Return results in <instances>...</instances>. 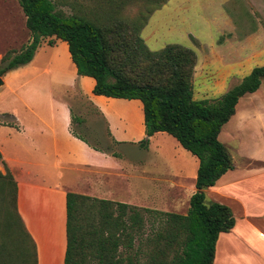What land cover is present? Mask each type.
Here are the masks:
<instances>
[{"label": "trees", "instance_id": "1", "mask_svg": "<svg viewBox=\"0 0 264 264\" xmlns=\"http://www.w3.org/2000/svg\"><path fill=\"white\" fill-rule=\"evenodd\" d=\"M105 1L103 11L81 9L66 15L53 0H19L33 40L21 51L10 49L3 55L0 75L29 64L41 38L49 37V45L66 41L77 73L96 80L94 94L141 100L146 135L139 141L142 148L164 132L198 157L196 190L186 214L68 191L64 264H214L219 235L236 222L230 206L206 195V189L234 168L219 135L240 98L260 88L264 65L254 67L219 98L197 100L192 81L195 50L180 43L151 50L141 35L152 14L169 0ZM140 2L135 18L122 15L127 4ZM75 122L83 120L72 111ZM0 124L19 128L9 112L1 115ZM0 161L4 163L1 150ZM5 168L6 173L0 170V264H38L35 240L18 209V183ZM148 215L158 218L151 234Z\"/></svg>", "mask_w": 264, "mask_h": 264}, {"label": "rangeland", "instance_id": "2", "mask_svg": "<svg viewBox=\"0 0 264 264\" xmlns=\"http://www.w3.org/2000/svg\"><path fill=\"white\" fill-rule=\"evenodd\" d=\"M53 1L66 15L81 9L92 11L98 8L103 11L108 7L105 0ZM141 6V2L127 4L121 11L122 15L135 18ZM141 35L151 50H159L170 43L194 49L198 56L192 78L194 97L197 100H214L239 83L254 67L264 65V0H169L152 14ZM32 40L19 0H0V60L10 49L21 51ZM49 41V37L41 38L33 62L20 67V74L9 78V86L0 87V117L12 112L26 129V134H23L0 124V147L9 156H20V141H69L64 124L69 110L73 111L83 120L81 124L71 122L75 132L86 136L100 148L116 152L117 156L104 157L99 161L100 167H105L99 174L88 166H78V170L67 171V175L64 173V184L69 191L81 192L84 179L97 175L95 181L99 184L92 182V189L84 194L130 203L136 195L131 193L133 188L128 191L125 173L153 174L159 178L155 182L165 184L158 193H155L157 188H152L153 200L162 202L164 208H150L186 214L190 202H186L185 194L177 204L176 191L167 185L171 184L170 181L176 182L177 164L186 165L181 178L190 183L194 169L192 163L197 156L164 132L151 137L148 149H143L139 144L146 136L139 133L144 119L141 100L132 99L129 106L126 103L92 102L88 96L93 97L94 78L76 72L66 41L54 40V45H49ZM212 64L221 69L220 75L211 71ZM232 72L234 74L229 77ZM222 78L227 81H222ZM94 103L99 108L107 104L114 109H125L129 114L123 115L124 118L115 115L110 127ZM121 130H129L130 136L122 140L131 142L114 140L110 131L119 134ZM133 130L138 131L133 133ZM69 131L76 136L72 129ZM53 135H56V140ZM73 158L75 162L93 159L78 146ZM0 170L6 173L2 165ZM138 188L137 197L141 186ZM133 205L146 207L144 203ZM147 219L148 233L151 234V225L158 218L148 215Z\"/></svg>", "mask_w": 264, "mask_h": 264}, {"label": "crops", "instance_id": "3", "mask_svg": "<svg viewBox=\"0 0 264 264\" xmlns=\"http://www.w3.org/2000/svg\"><path fill=\"white\" fill-rule=\"evenodd\" d=\"M211 71L220 75L221 69H217L216 64H212ZM18 74H20V68L7 73L5 77L3 75V86H9V78L13 79ZM232 74L234 72L230 73L229 77ZM222 81L226 82L227 79L222 78ZM95 83L96 80L93 84ZM91 94L93 97H88L92 102L95 100L100 104L101 101H105L109 105L126 103V106H129L130 99L96 95L93 92ZM109 105H101V108L96 104L94 106L111 127L114 121L112 118L115 115H121L119 117L124 118L123 115H128L129 112L125 109L108 107ZM31 110L37 114L35 110ZM9 113L15 116L19 128L2 126L14 128L26 134V129L20 125L17 116L12 112ZM71 120L72 111L69 110L64 124L69 141H20V156H9L0 147L4 163L18 183V209L35 240L38 264H64L65 261L66 195L69 188L64 184L66 180L64 173L67 175V171L78 170V166H88L87 168L92 172L99 174L105 167H100L98 162L104 157L114 156L112 152H106L104 148L92 144L101 150L95 149L88 142L74 136L71 131L68 132L72 129ZM136 131L138 130H133V133ZM139 133L141 136L145 135L144 119H142ZM110 134L118 143L120 140L131 142V140H122L130 136L129 130L128 132L121 130L119 134L110 131ZM53 136L56 140V135ZM83 137L90 141L86 136ZM219 138L229 148L234 168L222 175L214 186L206 189V195L211 201L230 206L236 222L231 231L222 232L219 235L214 264H264V78L257 91L240 98L235 114L223 126ZM76 146L83 152H87L93 159L85 162L78 159L75 162L72 156L75 155ZM196 158L192 163L194 169H192L190 183L181 178V173L186 172V165L177 164L176 182L170 181L171 184L167 185L176 191L177 204L181 202L182 194H185L186 202H190L191 195L196 190L195 183L199 167V159ZM4 163L1 162L0 165L5 171ZM152 175H137L133 171L125 173V181L129 185L127 189L130 192L133 188L131 193L136 195L129 204L144 203L148 208H164L162 202L153 200L152 188H157L155 193H158L160 187L165 184L155 182L159 178ZM95 180L97 181V175L84 179L83 190L78 193H87L92 189L93 184L91 187L90 184L96 182ZM140 186V195H144L142 198L140 195L137 197Z\"/></svg>", "mask_w": 264, "mask_h": 264}, {"label": "water", "instance_id": "4", "mask_svg": "<svg viewBox=\"0 0 264 264\" xmlns=\"http://www.w3.org/2000/svg\"><path fill=\"white\" fill-rule=\"evenodd\" d=\"M4 85V78L3 75H0V87Z\"/></svg>", "mask_w": 264, "mask_h": 264}]
</instances>
